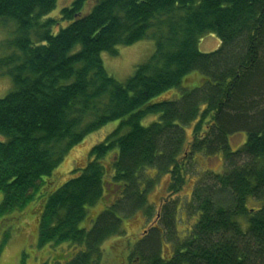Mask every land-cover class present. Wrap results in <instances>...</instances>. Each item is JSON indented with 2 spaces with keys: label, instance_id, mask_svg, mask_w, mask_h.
Segmentation results:
<instances>
[{
  "label": "trees",
  "instance_id": "16d2710c",
  "mask_svg": "<svg viewBox=\"0 0 264 264\" xmlns=\"http://www.w3.org/2000/svg\"><path fill=\"white\" fill-rule=\"evenodd\" d=\"M89 1L53 18L58 0H0V25H17L0 57V73L14 83L0 99V219L23 211L77 145L118 121L85 169L51 194L39 246L86 245L72 264H97L99 245L121 230L120 214L152 211V171L172 174L177 190L183 165L193 175L203 154L222 156L224 171L196 183L192 230L179 243L168 209V233L150 232L137 255L143 264H264V0H97L83 14ZM209 34L221 46L203 53ZM144 39L155 41L148 61L125 82L110 76L102 53ZM192 73L202 84L188 89ZM172 90L180 96L167 99ZM149 115L160 118L144 126ZM242 133L247 140L234 150L229 139ZM110 171L127 182L126 195L86 234L79 224L103 198ZM164 239L176 244L172 256Z\"/></svg>",
  "mask_w": 264,
  "mask_h": 264
},
{
  "label": "rangeland",
  "instance_id": "374dc122",
  "mask_svg": "<svg viewBox=\"0 0 264 264\" xmlns=\"http://www.w3.org/2000/svg\"><path fill=\"white\" fill-rule=\"evenodd\" d=\"M74 1L75 0H58L55 11L49 17H60L62 9L71 6ZM96 1L97 0H90L85 5L83 9V14L89 13ZM62 26L64 27L66 26V24H62ZM15 30H17V25L14 21H10L6 25H0V57H3L9 53V49L5 47V44L8 40L13 39L15 37ZM220 46L221 41L212 34L205 35L199 42V50L203 53L215 51ZM154 52L155 41L150 39H144L129 46L118 47L117 55H111L110 53L104 52L102 53V59L108 74L114 77L119 82H125L134 74L135 69L138 66L148 61V59L154 54ZM187 79V83L186 81L184 82V87L188 89L195 88L202 84V78L197 73H192L187 77ZM13 88L14 83L11 76L0 73V99L4 98L7 94H9L13 90ZM168 93H170L171 96L167 99H175L180 96V92L178 90H172ZM164 97L165 95L162 98ZM159 118V115H149L142 120V124L144 126H149L152 123L157 122ZM118 126V121L110 122L104 127H102L100 130L89 134L81 144L77 145L67 155L64 162L55 170V173L63 175V178L61 179V181H59V185H57L54 190L58 189L66 181L73 177V170L77 168V164H80L81 166L84 164V162L85 164H87L89 158L88 155L92 147L103 142L109 134H111L115 129H117ZM187 134H191L190 130L187 131ZM238 135L232 136L229 139L230 145L234 150L239 148L247 140L246 134L242 133ZM242 140L243 142H241ZM200 158H204V156H197V161ZM219 159L221 161H219ZM219 159L210 160L208 163L211 166H208V163L205 164L200 161L199 163L201 164L194 163L195 165H198L196 167L197 175H200L201 173L208 170L216 173L223 172L224 161L222 156H219ZM221 165L222 168L219 169ZM194 180L195 179L187 182V195H189V193H191L193 189ZM48 183H43L40 190L44 191ZM2 198L3 195L2 193H0V203L2 201ZM39 200L41 204V201L44 199L40 197ZM100 204L103 205V203ZM253 205L257 206L259 205V203H250V206ZM96 207L97 206L93 207L92 211L95 209L96 211H98L99 214L102 209L97 210ZM40 210L41 208L38 202L36 201L30 206L26 207L23 211H17L15 214H11L8 218L0 219V264L40 263V258H38V262L36 261L37 257H39L40 255V251H43L41 248L38 247L37 244L38 228L37 234L35 235V241L33 242H30L29 239L24 240L23 235L24 233L25 236L28 237L29 231L25 229H31L32 226L35 227L37 225ZM180 212L181 210L179 211V213ZM191 223L192 222L187 221V228L191 226ZM81 226L85 227V224ZM124 226L127 230V221H125ZM135 226L136 221L134 222L133 219L129 222V227L133 229L135 228ZM128 236L131 241L130 243L134 245L135 239H132L131 237L135 236V234L131 236V233L128 232ZM107 249L109 250L107 251V254L110 256V259H107L106 261L109 264H113L117 261L119 262V257L115 256L116 247L111 244H108ZM103 264H105V262Z\"/></svg>",
  "mask_w": 264,
  "mask_h": 264
},
{
  "label": "flooded vegetation",
  "instance_id": "af4514ba",
  "mask_svg": "<svg viewBox=\"0 0 264 264\" xmlns=\"http://www.w3.org/2000/svg\"><path fill=\"white\" fill-rule=\"evenodd\" d=\"M189 130L191 132V129ZM197 156H204V158H200L197 161ZM212 159H219V156L206 157L203 154H197L194 160L198 164H201L199 163V161L206 164ZM219 161L221 160L219 159ZM86 166L87 164H85V162L82 166L80 164H77V168L73 170V177L71 179L77 177L81 173L80 170H84ZM197 166L198 165H194L195 172L193 173V175H187V164L183 165V168L180 172L181 176L183 177V183L180 187L177 188V190H170L171 185L175 183V179L173 178L172 174H166L164 176H161L157 170L152 171V173L150 174L152 176V187H149L150 191L147 194V202L152 211L149 214L146 213L145 210H139L134 214H120L117 218L121 221V230L119 233H115L114 235H111L109 238L105 239L99 245V253L95 254L99 257L97 264H103L104 262L105 264H109L106 261L107 259H110V256L107 254V251H109L107 249L108 244H111L116 247L115 256L119 257L120 259L119 262L117 261L113 264H143L140 259V256L137 255V247L152 231L159 233L161 236L168 233L167 229L169 225L167 224L169 223V221H167L166 218V215L169 211L168 209H172L173 211V230L174 234L177 237L176 240L181 243L185 239V237H187V233L192 230L196 220L187 219V203L191 201L194 187L199 181V179H201V177L207 172L216 173L208 170L201 173L200 175H197ZM208 166L211 165L208 163ZM221 168L222 165L221 167H219V169ZM54 173L50 178L46 180L45 184L48 182L49 183L44 189V191L40 190V193L37 195L36 199L28 205L30 206L32 203L37 201L41 210L38 217L37 225L35 227L31 225V229H25L29 231L28 237L25 236L24 233L23 235L24 240L29 239L30 242H33L35 241V235L37 234L38 228L37 244L38 247L43 250L40 251V255L36 259V261L38 262V258H40L39 264H72L78 254L86 253V245L75 244L72 242L58 243L53 241L51 243L43 245L42 247L39 246V232L42 218L46 213L47 204L51 198V194L61 187L60 186L58 189L54 190L55 187L59 185V181H61V179L63 178V175ZM107 176V180L110 183L108 184V187H106L107 189L104 190L103 198H101V200L97 204L87 209L84 219L79 224V229L85 232L86 234L91 233L93 228L96 226L99 218L102 215L106 214L111 207H115V205L122 201L124 199V196L126 195V189L128 187L127 182H121V184H119L118 182L113 181V178L116 176V173L114 171H110L109 175ZM193 179H195L193 189L191 193L187 195V182ZM139 182L140 185L144 186L143 180H139ZM143 191L144 189H142V192ZM40 197L44 199L41 201V204L39 202ZM100 203H103V205H101ZM95 206H97V210L102 209L99 214L98 211H96L95 209L92 211L93 207ZM180 210L181 212L179 213ZM15 213L16 212H14L13 214ZM133 219L134 222L136 221V226L135 228L131 229L129 227V222ZM125 221H127V230L124 226ZM187 221L192 222L191 226H189L188 228ZM83 224H85V227L81 226ZM128 232L131 233V236L135 234V236L131 237L132 239H135L134 245L130 243L131 241L128 238ZM161 248L165 256L169 257L172 256L175 252L176 244L168 239H164L162 240ZM89 264H92V262H90Z\"/></svg>",
  "mask_w": 264,
  "mask_h": 264
},
{
  "label": "bare ground",
  "instance_id": "6f19581e",
  "mask_svg": "<svg viewBox=\"0 0 264 264\" xmlns=\"http://www.w3.org/2000/svg\"><path fill=\"white\" fill-rule=\"evenodd\" d=\"M159 120V119H158ZM117 135V134H116Z\"/></svg>",
  "mask_w": 264,
  "mask_h": 264
}]
</instances>
